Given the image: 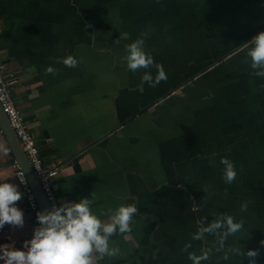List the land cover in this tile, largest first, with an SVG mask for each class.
<instances>
[{
  "label": "crops",
  "instance_id": "1",
  "mask_svg": "<svg viewBox=\"0 0 264 264\" xmlns=\"http://www.w3.org/2000/svg\"><path fill=\"white\" fill-rule=\"evenodd\" d=\"M0 55L85 264H264V0H0ZM13 160L0 264H51Z\"/></svg>",
  "mask_w": 264,
  "mask_h": 264
},
{
  "label": "built area",
  "instance_id": "2",
  "mask_svg": "<svg viewBox=\"0 0 264 264\" xmlns=\"http://www.w3.org/2000/svg\"><path fill=\"white\" fill-rule=\"evenodd\" d=\"M0 106L6 114L9 123L14 130L20 147L31 164L35 176L37 177L42 190L50 203L51 210L55 220L61 227L66 238L70 252L73 255L76 264H85L81 251L79 250L75 235L67 226L64 216L55 200L54 180L60 175L62 168H49L45 165L40 154V149L36 138L15 101L13 100L9 83L2 73V58L0 55ZM12 169L15 175V181L18 189L24 194L25 210L31 213L33 221L40 232L44 245L46 247L47 256L51 264H65L63 257L59 251L58 245L52 235L50 227L45 219L42 209L38 203L36 195L29 183L25 171L20 167L16 160L12 162Z\"/></svg>",
  "mask_w": 264,
  "mask_h": 264
},
{
  "label": "water",
  "instance_id": "3",
  "mask_svg": "<svg viewBox=\"0 0 264 264\" xmlns=\"http://www.w3.org/2000/svg\"><path fill=\"white\" fill-rule=\"evenodd\" d=\"M0 127L3 134L6 136L8 144L12 150L15 160L19 163L20 167L25 171L29 183L36 195L40 208L43 211L45 219L50 227L52 235L58 245L59 251L63 257L65 264H76L72 253L69 250L64 233L59 226L58 222L54 218V214L51 210L50 203L47 200L42 187L35 176L34 170L25 156L18 139L15 136L6 114L3 112L0 106Z\"/></svg>",
  "mask_w": 264,
  "mask_h": 264
},
{
  "label": "rangeland",
  "instance_id": "4",
  "mask_svg": "<svg viewBox=\"0 0 264 264\" xmlns=\"http://www.w3.org/2000/svg\"><path fill=\"white\" fill-rule=\"evenodd\" d=\"M206 44V43H205Z\"/></svg>",
  "mask_w": 264,
  "mask_h": 264
}]
</instances>
